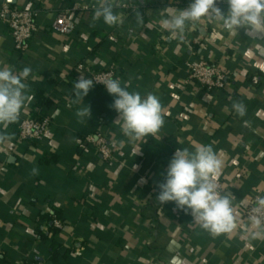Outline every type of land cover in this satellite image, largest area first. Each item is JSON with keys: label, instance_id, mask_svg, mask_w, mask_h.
<instances>
[{"label": "crops", "instance_id": "0c3cea01", "mask_svg": "<svg viewBox=\"0 0 264 264\" xmlns=\"http://www.w3.org/2000/svg\"><path fill=\"white\" fill-rule=\"evenodd\" d=\"M189 2L113 0L119 22L108 26L95 18L98 0H0V9L38 12L25 53L14 49L0 17V68H31L23 82L33 98L21 113L51 120L40 141L20 140L17 120L0 126V264H264V239L252 238L242 212L255 192L264 196V30L233 31L208 16L187 24L183 39H170L159 25L163 9ZM217 7L227 11L225 1ZM68 9L73 28L58 34L52 22ZM201 60L225 73L222 89L189 80L187 63ZM79 65L115 69L128 91L155 95L160 130L125 136L105 87L94 85L74 103V82L89 78ZM87 105L89 120L76 115ZM97 132L112 145V159L87 144ZM200 145H211L222 162L220 192L231 194L238 225L231 234L213 236L174 202L156 200L175 151Z\"/></svg>", "mask_w": 264, "mask_h": 264}, {"label": "clouds", "instance_id": "9594fccd", "mask_svg": "<svg viewBox=\"0 0 264 264\" xmlns=\"http://www.w3.org/2000/svg\"><path fill=\"white\" fill-rule=\"evenodd\" d=\"M227 11L217 7L218 0H190L185 8L172 6L163 9L160 27L170 33V39H183L187 24L212 16L223 21L226 28L236 31L255 28L264 30V0H225ZM95 18H102L108 26L119 22L114 12L113 0H98ZM138 18L143 22L142 17ZM24 67L19 74L12 68H0V126L7 128L14 123L24 105L33 97L27 95L28 85L23 81L31 73ZM95 83L104 85L114 99L110 108L117 113L115 123L122 133L131 139L154 136L164 124V115L159 99L153 94L142 97L139 92L128 91L129 83L118 78L94 81L81 75L74 82V103H83L84 98ZM243 116V104L233 105ZM78 117H91V107L79 109ZM4 137H0V140ZM139 151V150H138ZM137 151V152H138ZM136 152V153H137ZM135 153V154H136ZM222 162L211 145H200L194 152L187 148L177 149L173 154L164 181L156 200L164 205L174 202L175 206L193 217V221L213 236L231 234L237 228L231 194H222L217 189V179L221 174ZM255 215L249 217L253 239H264V196L256 198ZM247 232L248 229L245 228Z\"/></svg>", "mask_w": 264, "mask_h": 264}, {"label": "built area", "instance_id": "2783aa9c", "mask_svg": "<svg viewBox=\"0 0 264 264\" xmlns=\"http://www.w3.org/2000/svg\"><path fill=\"white\" fill-rule=\"evenodd\" d=\"M225 0H218V3ZM217 3V4H218ZM124 7L129 5L124 4ZM85 7L83 5H76V8ZM73 9H68L63 13L56 16L52 22V30L58 34H67L73 28V20L70 17V13ZM75 10V8H74ZM0 17L3 18L11 32V36L14 43V49L18 53H25L31 46V40L38 30V12L32 8H23L20 6H10L7 3H3L0 9ZM189 71V80L198 83L202 88L209 91L220 90L225 86L226 75L217 65L208 63L205 60L197 61L194 63H187ZM80 69H86L84 65H79ZM89 74V79L94 81H102L108 78H116L115 69H107L102 71H92L86 69ZM96 86L104 87L101 83H95ZM19 138L20 140H42L51 124V120L48 117L36 118L33 116H23L20 112L17 119ZM87 144H90L96 148V150L103 156L104 159H112L114 156V150L106 135L103 132H97L95 134L87 135L85 138ZM217 189L221 191L223 189V182L217 179ZM261 196L259 192H255L250 201L244 206L243 214L249 219L250 216L255 215L254 209L257 207L256 198ZM264 216V211L260 213ZM54 225L61 227L62 223L58 219H54ZM19 264H43L39 263H26L20 262Z\"/></svg>", "mask_w": 264, "mask_h": 264}, {"label": "trees", "instance_id": "16d2710c", "mask_svg": "<svg viewBox=\"0 0 264 264\" xmlns=\"http://www.w3.org/2000/svg\"><path fill=\"white\" fill-rule=\"evenodd\" d=\"M35 117V116H34Z\"/></svg>", "mask_w": 264, "mask_h": 264}]
</instances>
